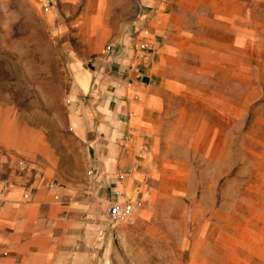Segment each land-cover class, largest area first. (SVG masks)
Returning <instances> with one entry per match:
<instances>
[{
  "label": "rangeland",
  "instance_id": "1",
  "mask_svg": "<svg viewBox=\"0 0 264 264\" xmlns=\"http://www.w3.org/2000/svg\"><path fill=\"white\" fill-rule=\"evenodd\" d=\"M165 1L56 0L46 11L40 0H0V195L18 189L29 202L33 188L68 184L86 155L68 121L72 65L144 18H169L183 48L157 156L172 167L146 225H113L104 210L103 256L264 264V0Z\"/></svg>",
  "mask_w": 264,
  "mask_h": 264
},
{
  "label": "crops",
  "instance_id": "2",
  "mask_svg": "<svg viewBox=\"0 0 264 264\" xmlns=\"http://www.w3.org/2000/svg\"><path fill=\"white\" fill-rule=\"evenodd\" d=\"M171 25L169 18H144L137 32L72 65L68 121L86 155L64 187L33 188L29 202L18 189L0 195V264H119L103 256L104 210L125 198L143 200L132 225H146L155 187L172 167L157 156L177 87L169 73L183 48ZM146 42L151 48L142 50ZM90 169L94 177L87 176Z\"/></svg>",
  "mask_w": 264,
  "mask_h": 264
},
{
  "label": "built area",
  "instance_id": "3",
  "mask_svg": "<svg viewBox=\"0 0 264 264\" xmlns=\"http://www.w3.org/2000/svg\"><path fill=\"white\" fill-rule=\"evenodd\" d=\"M40 3L46 11H51L55 8L56 0H40ZM147 47H148L147 44L141 45L142 50L146 49ZM139 58L147 60L148 56L144 53H141ZM67 103H70L69 99L67 100ZM87 176L94 177L95 176L94 170L93 169L88 170ZM118 178L120 180H124L125 174H119ZM57 186L58 185L53 184V186L51 187L55 188ZM115 194L118 196H121V195L125 196V194L121 192L120 190H117ZM30 196H31V193H28V192L23 194V198L25 200H30ZM143 204H144L143 200L131 199V198H125L123 201H120V202L119 201L113 202L109 206L108 211H107L110 223H112L113 225L131 223L134 220L137 211L143 207ZM3 255L7 256L8 253L5 252Z\"/></svg>",
  "mask_w": 264,
  "mask_h": 264
}]
</instances>
